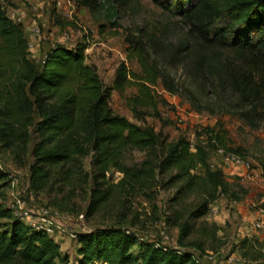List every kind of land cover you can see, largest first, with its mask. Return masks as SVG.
I'll return each mask as SVG.
<instances>
[{"label": "trees", "instance_id": "1", "mask_svg": "<svg viewBox=\"0 0 264 264\" xmlns=\"http://www.w3.org/2000/svg\"><path fill=\"white\" fill-rule=\"evenodd\" d=\"M151 1L182 15L203 50L218 51L217 60L207 58L201 66L227 77L239 102L247 106L241 113L245 118L264 120V0ZM8 2L0 0V144L21 164L35 136L28 184L34 194L47 197L45 206L72 213L77 191L89 184L85 210L89 217L111 199L126 200L150 191L166 173L167 183L180 182L174 200L190 193L199 197L189 218L206 215L214 201L228 194L224 174L209 164V152L232 149L213 127L197 132L205 141L192 143L178 137L167 143L161 130L140 126L112 111L111 92L123 94L126 87L134 86L137 93L126 99L130 110L134 115L157 116L158 101L150 85L158 76L141 39L130 41L127 57L138 61L144 75L129 71L122 61L111 85L106 86L96 67L85 63L84 42L73 48L55 44L39 63L34 62L23 23L6 12ZM96 2L78 0L76 4L93 9ZM128 148H155L157 156L127 164L123 153ZM88 156L90 170H85L83 161ZM110 169L120 174L115 182L108 177ZM6 178L0 169V264H198L190 250L140 238L121 225L77 233L72 258L53 237L14 215L5 203ZM174 212L172 223L180 231L178 242L182 244L192 224L179 209ZM210 226L215 236L218 226L215 222ZM239 249L243 257L258 259L264 254V237L245 236Z\"/></svg>", "mask_w": 264, "mask_h": 264}, {"label": "rangeland", "instance_id": "2", "mask_svg": "<svg viewBox=\"0 0 264 264\" xmlns=\"http://www.w3.org/2000/svg\"><path fill=\"white\" fill-rule=\"evenodd\" d=\"M8 1L6 12L15 21L23 23L34 62L39 63L55 44L73 48L84 42L85 63L96 67L106 86L111 85L122 61L129 71L144 75L138 61L127 57L132 46H129L130 41L134 37L141 39L154 61L153 73L158 76L156 83L150 85L158 101L157 116L134 115L130 110L126 99L137 93L134 86L126 87L123 94L116 90L111 92L109 105L112 111L140 126L161 130L167 143L178 137L192 143L205 141V137H197V132L203 127H213L232 149L228 152L247 161L252 172L251 178L241 179L231 172L230 165L224 163L216 150L210 151L209 164L224 174L228 194L221 195L210 205L208 213L198 218H189V212L197 205L199 197L190 193L174 200L180 182L167 183L169 173L159 177L158 184L150 191L137 193L126 200L111 199L89 217L85 216L90 195L87 184L76 193L74 212H62L64 231L53 238L61 249L74 258L77 233L121 225L140 238L191 250L204 264L210 262L208 255H213L217 264H264V254L252 260L243 257L239 249L245 236L264 237V213L258 212L264 207V120L259 116L245 118L241 113L247 106L239 102L227 77L215 71L206 72L201 66L207 58L217 60L218 51L203 50L189 33V25L182 15L173 14L151 0H97L93 9L78 6V0ZM57 19L73 24H58ZM146 110L152 112L150 108ZM34 141L35 136L21 164H17L9 150L0 144V167L7 173L5 200L15 204V198H19L24 207L32 211L44 206L47 198L43 194L30 195L27 190ZM148 155L155 158L157 149L128 148L123 153V160L135 164ZM90 162L91 157L84 159L85 170H90ZM108 177L115 182L120 174L110 169ZM10 179L17 181L14 187ZM11 190L13 194H10ZM212 208L217 209L215 217ZM178 209L192 224V231L182 239V244L178 242L180 231L172 223L176 216L174 211ZM255 218L262 223L260 230L252 227ZM212 222L218 226L215 236H211ZM162 229L165 234L161 233ZM229 257L236 259L229 262Z\"/></svg>", "mask_w": 264, "mask_h": 264}, {"label": "built area", "instance_id": "3", "mask_svg": "<svg viewBox=\"0 0 264 264\" xmlns=\"http://www.w3.org/2000/svg\"><path fill=\"white\" fill-rule=\"evenodd\" d=\"M216 152L222 157L225 164L230 165L231 172H235L241 179H249L252 177V172L250 170V165L247 161L242 159L239 155H236L232 152H228L227 150L223 148L216 149ZM0 169H2L0 167ZM10 184L12 187H14L17 183L15 179H10ZM27 190L30 195H33V191L29 188V184L27 182ZM5 189V194H6ZM13 194L12 190L11 193ZM15 204L14 203H7L5 200V203L8 207H10L16 217H18L21 221H23L26 225L30 226L33 229L36 230H43L47 235L56 238L59 237L62 232L64 231V218L62 215V212L58 211L54 207L50 206H42L41 208L37 210H30L24 207L23 201H21L19 198H15ZM259 213H264V207L258 209ZM83 214H80L79 217L83 218ZM252 227L255 230H260L262 227L261 221H259L258 218H255L252 220ZM162 234H165V230L162 229ZM179 248V247H176ZM191 251V250H190ZM192 258L198 263V264H204L200 261V258L195 255L193 251ZM212 254V253H211ZM208 263L205 264H217L216 260L213 255H208ZM234 257H229L228 261L232 262L234 261ZM214 261V262H213ZM91 264H100L98 261H92Z\"/></svg>", "mask_w": 264, "mask_h": 264}, {"label": "crops", "instance_id": "4", "mask_svg": "<svg viewBox=\"0 0 264 264\" xmlns=\"http://www.w3.org/2000/svg\"><path fill=\"white\" fill-rule=\"evenodd\" d=\"M212 210H213V212H214L213 215H214V217H215V216H216V213H217V212H216L217 209H213V208H212ZM234 258L236 259V257H234Z\"/></svg>", "mask_w": 264, "mask_h": 264}]
</instances>
